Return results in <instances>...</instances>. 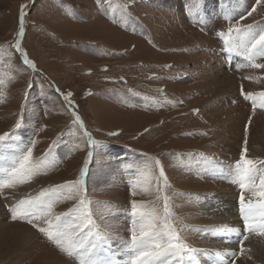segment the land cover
<instances>
[{
    "label": "rangeland",
    "instance_id": "374dc122",
    "mask_svg": "<svg viewBox=\"0 0 264 264\" xmlns=\"http://www.w3.org/2000/svg\"><path fill=\"white\" fill-rule=\"evenodd\" d=\"M191 5L192 0H0V135L10 134L0 142V167L27 147L41 162L30 181L0 189V249L9 224L36 234L35 256L12 255L2 264H37L50 254L62 264L87 260V254L61 252L39 231L56 216H78L74 209L83 188L92 224L81 242L88 247L97 236L104 238L95 250L97 264H114L106 258L112 252L122 257L118 264H128L132 202L162 210L164 196L181 238L195 249L185 264H230L232 253L235 264H264L255 244L243 242V254L240 243L239 249L221 246L236 237L222 236L221 218L212 213L214 202L240 208L242 191L231 175L245 138L246 158L264 161V107L245 99L264 93V68L228 52L219 35L232 26L264 29V0H200L195 17L189 16ZM17 40L32 64L16 49ZM255 63L264 64V57ZM85 131L96 143H88ZM155 160L170 187L162 189L153 165L150 177L133 188L137 170L147 171ZM77 181L73 198H63L67 189L58 193L47 216L31 223L12 218L10 208L20 199ZM243 195L260 199L246 189ZM214 229L221 236L212 235Z\"/></svg>",
    "mask_w": 264,
    "mask_h": 264
},
{
    "label": "snow or ice",
    "instance_id": "6c2138e0",
    "mask_svg": "<svg viewBox=\"0 0 264 264\" xmlns=\"http://www.w3.org/2000/svg\"><path fill=\"white\" fill-rule=\"evenodd\" d=\"M257 3H259V0H257ZM199 4L200 0H192V5L188 8L190 17L196 16L199 11ZM255 10V8L252 9V11ZM248 15H251V12ZM226 18L230 19V17ZM19 21L18 36L22 37L24 34L23 9H21ZM219 35L224 39L228 52H235L242 56L254 68H264V64L255 63L257 58L264 57V29L257 32L253 30L252 25L243 27L232 26L228 28L227 34L221 32ZM15 47L24 56L25 62L32 64L27 59L26 54L23 53L19 40H17ZM245 99H251L254 108L257 103H259L260 107H264V93H260L258 97H254L253 94L249 93L245 96ZM76 120L79 121L80 117L77 116ZM20 126L18 122L16 127L19 128ZM81 128L83 129L82 122ZM9 135L8 133L0 135V142H6ZM85 135L88 137L89 144L96 143L86 131ZM246 145L247 138H245V148L241 152L240 160L236 162L231 175V182L237 184L242 191L240 196V215L244 223V234L239 241L241 245L240 254L244 252L243 241L248 239L249 233L264 236V168L258 167V164H264V161L246 158ZM40 163V161L33 160L31 147L18 149L16 154L7 160V166L0 167V189L10 188L16 184L30 181L40 170ZM153 165L159 169L157 179L162 181V189L170 187L164 170L160 166V161L155 160L146 165L147 171L143 168L137 170V179L131 185L133 188L142 182L141 178L150 177ZM84 175L85 172L82 170L81 180H83ZM257 179H259V185L256 184ZM79 183V181L76 183L66 182L56 188L42 190L36 198L20 199L10 208L13 214L12 218L28 219V222L31 223L33 219L39 220L47 216L51 212L53 203L59 198L57 194H62L63 190L67 189L69 194L63 196V198L72 199L71 193L77 189ZM245 189L253 191L260 199L255 202L251 199L246 200L243 195ZM80 191L84 193V196L81 197L74 209V211L80 213L78 216L67 219L62 216H56L54 221L46 220L47 227H40L39 231L43 232L49 240H52L61 252L66 253L70 257L87 254L88 259L83 261L82 264H97L94 259L95 250L102 248L104 238L97 236L94 241H89L88 247H85L81 242V234L89 224H92V216L89 208L91 202L86 199L87 190L83 188ZM135 194L133 192V195ZM163 200L164 206L162 210L157 207H146L136 201L132 202L133 228L131 230V240L126 244L129 258L128 264H173V261H175V264H185V257L188 260L192 259L195 249L183 241L179 234L180 230L175 226V219L177 218L172 212L170 198L164 196ZM65 216H68V214H65ZM235 255L236 253H232L233 259L230 264H235Z\"/></svg>",
    "mask_w": 264,
    "mask_h": 264
},
{
    "label": "bare ground",
    "instance_id": "6f19581e",
    "mask_svg": "<svg viewBox=\"0 0 264 264\" xmlns=\"http://www.w3.org/2000/svg\"><path fill=\"white\" fill-rule=\"evenodd\" d=\"M57 181H56V183H57ZM246 191H247V189H246ZM31 192H32V190H31ZM31 197L32 196L30 195L29 198H31ZM223 197H225V195ZM254 200L258 201L257 199H254ZM0 204H1V202H0ZM238 209H240V208H238ZM238 209L234 208L232 202H214V204L212 205V213L215 216H219L221 218L219 221L221 224L220 228L226 230V232H223L221 235L222 236H228L231 233V234H234V236L236 237L235 240L231 241L232 244L225 242V244H222L221 246H225L227 248L229 247L231 249H239V246H240L239 241L242 239V236L244 234V223L243 224L240 223V225L238 224L239 222H243L242 217L240 215V211ZM17 225H19V224H17ZM21 226H23V225H21ZM21 226H16V224H9L5 227V228H9V229L7 230L6 234H4L2 236V245H1V249H0V264L4 263L9 258L11 259L12 255H18V254L22 255V256L27 255V254L28 255L29 254L34 255L33 248H35V246H36V244H35L36 243V234L31 229H29L27 226H24V227H21ZM18 227H20V228H18ZM217 230H220V229H214L211 232V234L221 236L217 232ZM252 236L253 235L248 236V239L244 240L243 242H245V243L248 242L251 244V246H254L253 244H255L257 246L258 254L260 255V257H264V249H261L262 247H264V236H261V235L253 236V237ZM254 237H256V238H254ZM218 244H219V242H218ZM50 256H51V254H50ZM50 256L48 258H39L37 260V264H62L61 259H58L55 256H53L54 258H51ZM23 257H25V256H23ZM106 258L108 261H110L114 264H118V263L122 262L121 261L122 257L116 252H112V254L110 256L108 255V257H106ZM124 263H125V260H124Z\"/></svg>",
    "mask_w": 264,
    "mask_h": 264
}]
</instances>
